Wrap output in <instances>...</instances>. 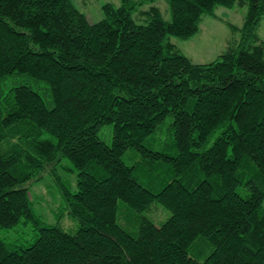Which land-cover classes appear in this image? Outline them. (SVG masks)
<instances>
[{
  "label": "trees",
  "instance_id": "obj_1",
  "mask_svg": "<svg viewBox=\"0 0 264 264\" xmlns=\"http://www.w3.org/2000/svg\"><path fill=\"white\" fill-rule=\"evenodd\" d=\"M118 1L89 21L71 0H0V232H34L0 236V264H264V0H165L169 18ZM219 5L246 7L238 39L194 62L169 37ZM44 172L75 229L34 211Z\"/></svg>",
  "mask_w": 264,
  "mask_h": 264
},
{
  "label": "rangeland",
  "instance_id": "obj_2",
  "mask_svg": "<svg viewBox=\"0 0 264 264\" xmlns=\"http://www.w3.org/2000/svg\"><path fill=\"white\" fill-rule=\"evenodd\" d=\"M73 4L81 10L89 21H97L103 17L102 3L111 2L118 4V0H71ZM150 4H157L164 18H169V9L165 0H154L153 3H146L143 8H148ZM245 6H216L214 13L216 16L205 14L199 23L198 31L187 39H180L174 36L169 37L181 53L188 56L194 62H207L220 54L228 44L238 39V32L232 30L227 22L240 26L245 13ZM258 36L264 40V17L260 20L257 28ZM43 95V90L39 89ZM44 96V95H43ZM98 134L100 138L107 144L111 142V125H103ZM137 155L126 152L123 159L127 163H131L136 159ZM63 164L67 169H59L60 174L69 179L71 189H75V174L71 170V164L67 159L63 160ZM29 192L34 211L44 219L45 222L54 224L60 223L65 229L73 230L76 227L65 208L61 206L59 195L55 189L54 180L50 175L44 172L40 180L30 182ZM159 207V206H158ZM160 208V207H159ZM58 210L61 211L60 215ZM156 218L164 219L169 215V211L154 207L153 211ZM163 213V214H162ZM163 215V216H161ZM162 217V218H161ZM162 219V220H163ZM155 220V219H154ZM159 223L160 220H155ZM0 236L6 240H15L17 243L28 244L33 240L34 232L28 223L19 222L12 228L2 229Z\"/></svg>",
  "mask_w": 264,
  "mask_h": 264
}]
</instances>
